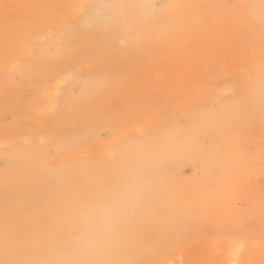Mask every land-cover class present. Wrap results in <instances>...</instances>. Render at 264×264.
<instances>
[{"label": "rangeland", "instance_id": "obj_1", "mask_svg": "<svg viewBox=\"0 0 264 264\" xmlns=\"http://www.w3.org/2000/svg\"><path fill=\"white\" fill-rule=\"evenodd\" d=\"M119 1L113 21L97 16L87 26L89 1L0 0V264L82 260L75 252L93 248L84 223L94 209L114 221L117 239L109 224L99 231L110 252L118 241L130 254L162 247L184 224L173 248L179 258L168 264H221L213 249L219 236L247 229L235 224L244 216L232 223L190 211L173 223L159 202H143L139 208L153 212L136 213L112 209L108 197L129 168L147 167L151 136L217 106L226 98L220 88L238 73L264 70V0L233 33L221 18L216 24L211 0L187 7L188 0H158L171 11ZM80 81L91 85L66 94ZM252 214L264 231V207ZM128 219L134 228L125 227Z\"/></svg>", "mask_w": 264, "mask_h": 264}, {"label": "bare ground", "instance_id": "obj_2", "mask_svg": "<svg viewBox=\"0 0 264 264\" xmlns=\"http://www.w3.org/2000/svg\"><path fill=\"white\" fill-rule=\"evenodd\" d=\"M85 1H89L85 8L84 24L87 26L97 16L113 21L112 18L124 7L119 0ZM259 1L232 0L230 3L228 0H211L210 6L220 11V14L213 11L216 24L221 18L227 33H233L241 30L239 22L242 17L253 21L246 10H255ZM157 2L141 0L140 4L147 11L172 10L171 5L158 8ZM185 5L190 6L191 2ZM241 6H245L244 11ZM202 17L205 25L212 22L207 14ZM150 36L151 31L148 30L145 39ZM129 42L136 44L135 34ZM90 85L85 81L74 82L66 94L74 93L75 87L86 91ZM55 86L52 92L57 94L59 85ZM220 90L226 98L217 106L193 112L182 121L177 120L171 129L160 130L158 132L163 133L151 136L145 150L147 167L140 171L135 165L129 168L121 183L114 184L108 199H112V209L118 210L122 204L124 209L136 213L153 212L150 210L152 206L139 208L143 202H159L160 207L175 214L170 218L173 223L180 218L186 222L190 211L193 217L205 212L232 223L244 216L235 224L246 223L247 229L221 234L214 252L218 253L221 264H264V231L256 230L254 221L257 218L252 214L256 204L264 207V70L252 72L244 78L238 73L236 80L223 85ZM95 211L89 212L84 223L89 231L87 239L93 248L88 250L90 253L75 252L83 259L74 264H82L84 259H89L90 264H113L114 256H120L118 264H168L179 258L173 248L179 242L184 224L178 227L173 237L165 240L168 244L162 247H150L144 253L130 254L125 251L124 242L118 241L110 252L106 250L99 231L109 224L110 239H117L118 235L111 232L114 221L112 217ZM135 223L128 219L125 227L134 228ZM137 239L139 243L143 241V237Z\"/></svg>", "mask_w": 264, "mask_h": 264}]
</instances>
